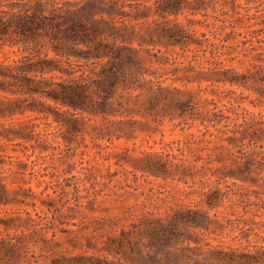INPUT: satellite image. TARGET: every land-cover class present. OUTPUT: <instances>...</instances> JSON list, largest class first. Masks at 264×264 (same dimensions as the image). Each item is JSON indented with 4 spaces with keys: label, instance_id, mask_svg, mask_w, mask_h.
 <instances>
[{
    "label": "trees",
    "instance_id": "trees-1",
    "mask_svg": "<svg viewBox=\"0 0 264 264\" xmlns=\"http://www.w3.org/2000/svg\"><path fill=\"white\" fill-rule=\"evenodd\" d=\"M198 14L205 19L196 20ZM243 18L264 24V0H0V140L12 143L21 138L24 142L12 144L25 148L26 141L33 140L32 147L47 149L48 138L39 136L41 132L32 136L38 119L55 123L70 143L93 116L137 112L154 120L179 118L188 128L196 126V132L161 142L158 150L142 151L135 168L143 175L183 181L189 186L186 196H199L194 204L176 203L164 211L128 209L95 227L85 242L71 243L83 248L72 255L57 250L61 243L46 236L49 228L53 236L67 233L63 226L70 221L54 205L55 198H41L52 209V219L35 213L45 219L36 223L26 211L24 219L1 221L6 233L0 237V264H127L136 256L145 264H264V245L249 241L264 225V219L253 220L264 218V151L254 148L258 142L264 146V118L218 108L214 98L202 96L207 87L187 84L246 86L253 80L264 90L263 63L245 72L224 63L235 58L227 43L233 30L226 29ZM195 23L207 30L198 31ZM170 52L177 55H166ZM147 62L166 70L155 75ZM169 67L175 76L162 78ZM168 78L183 83H166ZM132 126L124 131L127 136H133ZM109 132L107 127L97 134ZM127 160L122 156L117 163ZM19 164L14 171L24 175L26 168ZM117 172L109 174L107 183ZM0 176V203L36 205L33 193L31 201L11 199L5 177ZM99 181L94 175V182ZM74 186L81 205L80 185ZM113 188L111 193L120 195ZM221 207L234 216L219 212ZM228 226L239 229L231 241L221 239V245L206 251L198 245L200 232ZM87 249L94 251L85 254ZM41 256L50 262L41 263Z\"/></svg>",
    "mask_w": 264,
    "mask_h": 264
},
{
    "label": "rangeland",
    "instance_id": "rangeland-1",
    "mask_svg": "<svg viewBox=\"0 0 264 264\" xmlns=\"http://www.w3.org/2000/svg\"><path fill=\"white\" fill-rule=\"evenodd\" d=\"M239 10L242 14L247 13L244 8ZM253 12L254 9L249 10V14ZM180 17L186 21L182 16ZM195 18L200 21L205 19L200 14L196 15ZM232 21L234 22V20ZM255 22L256 19H235L236 26L226 29L227 31L233 30L227 43L234 49L232 55L235 58L232 61L226 60L224 63L236 66L240 72H245L246 68L253 64H264V24H255ZM195 27L198 31L207 30L200 23H195ZM177 52H179L178 49ZM166 55L173 57L177 54L170 52ZM146 65L151 70L157 71L155 75L166 70L159 68L156 62H147ZM171 68L173 67L167 69L169 72L164 74L162 78L175 76L170 71ZM170 82L172 80L168 78L166 83ZM172 83L181 85L183 81L178 80ZM187 84L191 88L207 87L202 92V96L208 99L214 98L218 108H228L238 113L249 111L251 115L264 118V90L258 82L249 80L246 86L229 83L209 85L210 83L207 81L188 82ZM213 90L215 92H212ZM225 113L230 114V111H225ZM231 115L236 116L235 113ZM241 119L242 116H239V120ZM45 121V119L34 120L33 122L38 123V125L32 132L34 137L38 136L37 132H41L39 136L48 138V148L45 150H41L38 146L32 147L33 140L26 141L28 143L27 148L21 144H12L18 141L24 142L21 138H15L12 143L5 139L0 140L2 145L0 161H4L0 164V175L5 177L4 181L7 183L9 197L13 199L15 196L16 199L25 198L26 201H31L30 193L37 196L33 199L36 203L35 206L30 203L15 202V200L5 204L0 203V237L6 233L1 221H9L11 218L14 220L16 217L24 219L28 216L26 211L32 213V219L36 223H43L45 219L35 213L48 215L52 219V209L49 210L47 206H44L40 199L55 198L54 205L61 207V212L65 213L67 217L66 220L70 221L69 224L63 226L69 231L67 233L58 231L53 236L52 229L49 228L46 236L48 238L53 237L54 240L61 243L59 246L57 245V250H63L66 255H72L80 253L83 248H80L79 244L74 247L71 243L85 242L86 237H90L95 227L108 222L114 216L127 214L128 209L139 210L144 207L145 209L164 211L176 203L194 204L199 199L197 194L185 195L189 186L183 181L143 175L140 170L135 168L136 159L142 151L158 150L164 142L183 139L187 133L196 132V126L188 128L179 118L170 120L167 116H159L154 120L151 116H144L137 112H132L127 116L124 114L110 115L106 118L93 116L86 120L83 131L73 136L72 141L68 143L64 141L61 131L55 123L48 125ZM130 125L136 129L133 136H127L124 133ZM183 126H185L184 129H182ZM107 127L110 129L109 134H97L99 129L105 128L107 130ZM120 134L122 135L119 136ZM260 143L258 142L254 148L264 151V146L259 147ZM250 147L246 146L245 148ZM8 155H12V157ZM122 156H126L128 160L119 162L122 163L120 165L117 161ZM19 162L26 168L24 175L14 171L19 170ZM113 171L118 172L107 183L109 174ZM54 173L57 175H53ZM94 175H97L99 182H94ZM47 183L51 187L45 189ZM77 184L80 185L78 194L82 195L81 205L76 202L77 195L74 185ZM115 184L116 186H114ZM102 188H104L102 194H98L97 191ZM112 188L119 191L120 195L112 194ZM26 194L28 197L24 196ZM64 200L68 201L63 206ZM75 202L78 205H75ZM227 203L228 201H226ZM218 211L234 216L231 214V210L223 207L219 208ZM236 214L241 215V209H238ZM245 217H252V215L246 213ZM263 219L259 216L253 217L254 222ZM240 225L243 223L241 222ZM10 231L12 232V230ZM255 231L258 234L252 233L249 236V241L252 244L264 245V225L257 227ZM1 232L3 233L1 234ZM238 233L239 229L233 231L230 226L223 230L209 231L208 234L200 232L197 238L200 241L198 245H201L203 251H206L208 247L221 245V239L225 242L231 241V237ZM34 237L40 241L39 235L36 234ZM241 241L243 244L248 243L247 238H241ZM191 245H196V242L192 240ZM35 251L37 254L41 253L38 247ZM93 251V249H87L85 254H92ZM46 260L47 263L50 262L48 258L40 257L41 263ZM127 264L145 263L136 256L134 262L129 261Z\"/></svg>",
    "mask_w": 264,
    "mask_h": 264
}]
</instances>
